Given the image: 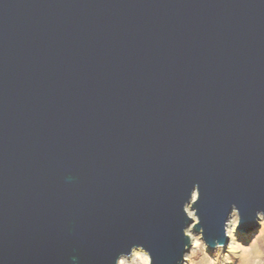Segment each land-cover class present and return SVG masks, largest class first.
Returning a JSON list of instances; mask_svg holds the SVG:
<instances>
[{
  "label": "water",
  "instance_id": "1",
  "mask_svg": "<svg viewBox=\"0 0 264 264\" xmlns=\"http://www.w3.org/2000/svg\"><path fill=\"white\" fill-rule=\"evenodd\" d=\"M193 184L257 231L264 0H0V264H175Z\"/></svg>",
  "mask_w": 264,
  "mask_h": 264
},
{
  "label": "clouds",
  "instance_id": "2",
  "mask_svg": "<svg viewBox=\"0 0 264 264\" xmlns=\"http://www.w3.org/2000/svg\"><path fill=\"white\" fill-rule=\"evenodd\" d=\"M200 197V188L198 184H193L191 191L188 193L187 200L182 204L181 210L187 220L200 224L198 210L193 206L198 202ZM232 210L227 214V220L224 219L221 226V236L209 242L205 238V230L200 227L196 233L192 231V225L187 224L181 228V236L186 241L182 246V251L175 264H236L239 257H234L235 251L233 244L237 242L238 216L241 221L239 209L232 205ZM264 226L262 223L259 229ZM259 229L257 234L259 235ZM227 241L226 243L224 241ZM212 252L209 253L208 249ZM123 257V260H121ZM114 264H153L151 252L142 244H136L131 248L127 256L123 252L119 253ZM253 264H264V252L257 251Z\"/></svg>",
  "mask_w": 264,
  "mask_h": 264
},
{
  "label": "rangeland",
  "instance_id": "3",
  "mask_svg": "<svg viewBox=\"0 0 264 264\" xmlns=\"http://www.w3.org/2000/svg\"><path fill=\"white\" fill-rule=\"evenodd\" d=\"M236 245L237 246L235 247V251L232 253L234 257H239V259L236 261V264H253V260L255 259L256 252L257 251L264 252V230L263 228L261 227L259 229V235L257 234V231H256L246 241H241L237 237ZM208 251L211 254V251L209 249Z\"/></svg>",
  "mask_w": 264,
  "mask_h": 264
},
{
  "label": "bare ground",
  "instance_id": "4",
  "mask_svg": "<svg viewBox=\"0 0 264 264\" xmlns=\"http://www.w3.org/2000/svg\"><path fill=\"white\" fill-rule=\"evenodd\" d=\"M262 223H264V219H263L261 216H259V222H258L259 226H260ZM195 224H196V222L193 221V223L191 224L192 227H193ZM262 228H263V230H264V226H262ZM192 230H193V228H192ZM236 232H237V229H236ZM261 232H262V231H261ZM236 244H237V242H236L235 244H233V248H234V249H235V247L237 246Z\"/></svg>",
  "mask_w": 264,
  "mask_h": 264
}]
</instances>
